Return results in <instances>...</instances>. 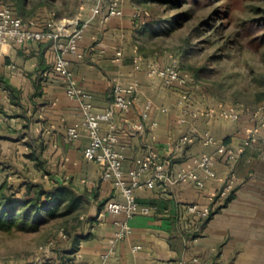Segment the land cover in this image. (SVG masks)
I'll use <instances>...</instances> for the list:
<instances>
[{
    "label": "crops",
    "instance_id": "obj_1",
    "mask_svg": "<svg viewBox=\"0 0 264 264\" xmlns=\"http://www.w3.org/2000/svg\"><path fill=\"white\" fill-rule=\"evenodd\" d=\"M81 19L88 22L79 43L84 57L68 54L67 59L77 86L93 95V111L104 114L111 106L115 83H138L131 109L115 110L112 118L118 126L119 141L125 145L127 177L136 159L151 149L161 158L172 157L174 174L192 158L215 152V146L202 143L206 130L229 147L239 149L248 130L259 125L251 112L242 114L238 121L200 116L189 117L187 123L181 124L179 94L172 97L169 92L177 89L150 78L145 69H135L137 52L119 38V30L107 25L112 18L106 21L102 13ZM0 49V134L23 132L16 142L0 139V149L7 147L14 153L13 158L22 157L30 151L29 143L41 152L49 167L55 162L52 171L56 182L68 184L72 180L79 189L91 193V207L82 215L79 231L83 239L76 253L64 256L63 264H264V127L259 128L257 140L236 162L217 160L214 168L218 178H209L199 170L205 181L201 190L192 182H157L153 189H136L138 202L153 210L150 215L133 218L129 222L131 232L120 239L121 228L116 221L125 220V216L111 215L105 205L112 198L123 197L111 182L103 180L102 167L85 158L84 150L89 144L85 132L76 140L67 137L68 127L83 121L81 102L68 96L62 80L46 75L53 67L57 50L50 42L4 44ZM118 52L122 55L118 56ZM7 83L14 88L13 93L6 89ZM148 101L154 108L144 119ZM158 107H167L168 111L161 112ZM191 107L202 108L193 105L192 100ZM139 123L143 125L141 129L135 127ZM102 126L105 129L108 122L103 121ZM183 136L193 137L194 141L179 147L177 143ZM232 173L237 178L234 191L208 220L200 221L188 214L187 205L205 204L207 194L220 187L219 178ZM135 246L141 249L134 250ZM194 258L199 261L193 262Z\"/></svg>",
    "mask_w": 264,
    "mask_h": 264
},
{
    "label": "rangeland",
    "instance_id": "obj_2",
    "mask_svg": "<svg viewBox=\"0 0 264 264\" xmlns=\"http://www.w3.org/2000/svg\"><path fill=\"white\" fill-rule=\"evenodd\" d=\"M108 3L0 0V7L9 5L26 19L59 20L93 15L98 6L102 11L97 15H102ZM135 9L142 12L141 19L134 17ZM123 10V16L112 17L107 25L119 30V38L144 59L163 66L176 59L188 76L186 90L193 105L237 106L241 116L264 105V0H123ZM13 154L7 147L0 149V264H63L71 241L60 237V230L73 233L91 207V193L72 180L56 182L55 162L49 167L41 153L45 169L25 153L20 158ZM28 181L77 193L37 203L25 193Z\"/></svg>",
    "mask_w": 264,
    "mask_h": 264
},
{
    "label": "built area",
    "instance_id": "obj_3",
    "mask_svg": "<svg viewBox=\"0 0 264 264\" xmlns=\"http://www.w3.org/2000/svg\"><path fill=\"white\" fill-rule=\"evenodd\" d=\"M102 8H95L94 14H100ZM124 14L123 0H109L107 8L103 13L104 20L112 17H121ZM143 16L140 10L135 9L134 17L141 19ZM88 26L87 21L80 17L73 19H54L40 20L38 18H23L16 15L9 5L0 7V48L4 44L23 45L28 42L45 43L50 42L57 50L53 67L46 72L48 76H55L65 84L66 92L69 97L76 98L81 102L83 121L67 129V137L70 140L80 138L81 133L89 137V144L84 150V156L88 161L95 162L102 167V178L111 182L117 189L123 200L116 197L110 199L106 205V211L113 216L124 215L125 220L116 221L120 226L118 238H124L131 232L129 222L138 215H150L153 207L140 204L135 195V190L141 187L153 189L157 182H168L171 184L192 182L198 189L205 187V181L200 177L199 170L203 171L209 178H218L215 171V164L220 158L227 164H233L238 157L243 154L245 148L257 140L260 127H264V105L258 108L253 114L259 119V125H255L248 130V137L239 149L229 147L224 141L218 140L209 130L202 134L204 146H215L213 153H204L191 159L190 162L181 166L174 174H171L172 157L161 158L158 152L151 149L145 156L137 158L135 167L132 168L127 177L124 170L125 145L121 144L118 135V126L112 121L115 110L128 111L131 109L133 99L138 91L137 82L120 83L117 82L112 90V104L104 114H97L93 111V95L77 86L76 80L70 70L68 54H73L82 59L83 53L79 51V43L83 39L84 32ZM118 56L122 53L118 52ZM2 51L0 49V64ZM136 70L145 69L150 78L158 79L168 88L179 90L177 106L180 109L179 122L185 124L188 118H198L200 116L213 118L218 116L229 121H238L241 118L242 110L237 106H221L214 108L191 107V100L188 91V76L182 73L176 59L168 65H160L158 62L144 59L137 54L134 58ZM154 108L152 101L146 104L143 118L148 117L149 111ZM158 110L166 113L167 107H158ZM107 121L108 126L103 129L102 122ZM156 125V123H153ZM135 127L141 129L142 123ZM194 141L193 137L183 136L177 146H184ZM176 146V147H177ZM143 176H147L142 180ZM221 185L217 190L211 191L206 196V203L203 205L192 203L187 205L188 214L200 221L209 218L220 205L228 199L234 191L237 178L234 173L225 178H219ZM81 219H84L81 216ZM60 237L69 239L64 228L60 230ZM141 249L135 246L134 250ZM49 251V250H47ZM197 258L193 262H198ZM180 264H185L181 261Z\"/></svg>",
    "mask_w": 264,
    "mask_h": 264
},
{
    "label": "trees",
    "instance_id": "obj_4",
    "mask_svg": "<svg viewBox=\"0 0 264 264\" xmlns=\"http://www.w3.org/2000/svg\"><path fill=\"white\" fill-rule=\"evenodd\" d=\"M12 9L14 10V8H12ZM14 12H15V10H14ZM15 14L18 15L16 12H15ZM6 89H8L11 93H13L14 88L10 84H8V83L6 84ZM24 127L27 128L28 126L26 125ZM22 136H23V132L22 131H16L14 134H12V133L0 134V139H5V140L16 142V141H19L22 138ZM28 146L30 148V152L28 154V158H30L32 161L35 162L37 168L45 169L44 161L40 160V158H39V155H40L41 152H38V151L34 150L32 148L33 146L30 145L29 143H28ZM25 187H26V192L25 193L28 196H32L34 201H36L37 203H40L43 198H46V199H49V200L52 199V198H55L57 195H60V193H64V192L65 193L69 192V194L70 193H72V194H76L77 193L76 190L70 189V188H68L66 186H60V187H57V188L48 189V188H45L43 185H41L39 183L32 182V181H28L25 184ZM102 205H101V207H102ZM73 207H76V205L74 204ZM209 218H207L206 220H208ZM206 220H204V221H206ZM82 223H83V219H81V217H80L79 225L76 226V228L73 231V233H71V235L67 234L68 237H69V240L71 241L70 250H69V252H67L68 254H74L79 249L80 243H81V241L83 239L82 233L79 232L82 229ZM64 230H65V232L67 231L65 228H64Z\"/></svg>",
    "mask_w": 264,
    "mask_h": 264
}]
</instances>
